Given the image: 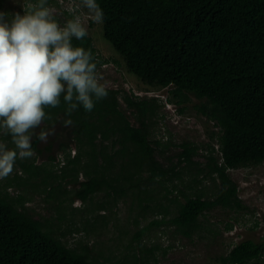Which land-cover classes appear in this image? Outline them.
<instances>
[{
	"label": "trees",
	"instance_id": "trees-1",
	"mask_svg": "<svg viewBox=\"0 0 264 264\" xmlns=\"http://www.w3.org/2000/svg\"><path fill=\"white\" fill-rule=\"evenodd\" d=\"M5 1L0 0V11L8 13ZM52 3L57 4L49 0ZM97 3L104 13L102 36L122 58L126 71L149 87L171 86L170 93L177 104L189 99L187 93L201 100L194 107L217 128L209 136L215 138V143L183 140L177 144L176 160L167 158L171 165L164 167L155 156L156 152L163 153L161 143L151 138L149 130L158 108L156 98H139L126 92L121 95L117 89L107 87V97L97 101L92 111L80 107L71 114V127L63 125L68 116L61 98L59 107L45 109L51 119H45L41 128L54 125L59 130L54 129L53 140L44 150L49 152L57 142L64 154V165L57 172L51 155L50 163L37 164L34 157L17 159L23 174L14 173L0 182V264H149L155 257L158 247H144L140 242L144 229L125 245L126 252L114 254L116 259L101 253L93 255L82 240L70 245L65 236L80 229L94 231L97 220L103 226L107 224L105 213L95 215L93 221L91 216L81 215L80 223L68 218L62 204L71 197L86 202L103 192V200L88 210L105 211L130 192L144 211L150 208L149 202L157 199L148 195V189L157 183L159 187L151 193L164 190L162 196L177 204L168 223L174 233L189 240L216 235L205 218L211 210L222 208L236 214L249 210L228 171L264 161V0ZM63 14L70 18L64 10ZM73 44L92 51L98 72L106 60L92 38L88 35L83 41L74 39ZM120 100L137 124L121 108ZM2 139L12 143L10 135L4 134ZM37 141L35 138L32 142L33 150ZM70 144L74 145L73 154ZM199 154L203 162L194 160ZM117 162H121L119 176L113 172ZM127 162L135 166L134 171L126 170ZM79 175L84 179L79 180ZM208 178L212 192L206 194L203 180ZM65 179L78 187L68 190ZM174 179L190 192L165 185V181ZM121 182L128 185L120 186ZM11 187L44 192L56 204L57 221L31 216L25 206L29 198L23 193L10 194ZM174 189H178L183 201L177 200L178 195L168 198ZM135 190L146 197L137 200ZM160 204H154L153 209L162 208ZM160 223L154 220L150 225ZM232 227L231 222H226L224 228ZM263 255L264 235L259 240L242 239L214 256L210 264H264Z\"/></svg>",
	"mask_w": 264,
	"mask_h": 264
},
{
	"label": "rangeland",
	"instance_id": "rangeland-1",
	"mask_svg": "<svg viewBox=\"0 0 264 264\" xmlns=\"http://www.w3.org/2000/svg\"><path fill=\"white\" fill-rule=\"evenodd\" d=\"M54 1L57 4L52 3L49 5L57 9L56 16L63 25L67 19L62 12L64 7L59 3V0ZM26 2L27 0H6L4 9L7 8L5 10L8 11L11 18L14 13H23ZM64 2L67 4L68 0H64ZM86 12L87 10H83L82 15L86 16ZM86 26L88 35L92 38L93 45L106 60L98 70V75L102 77L101 82L108 88L117 89L121 92V95L126 92L128 95L138 96L139 98H156L158 108L156 115L151 118L153 123L150 124L149 130L151 131V138L161 143L159 149H163V153L160 155L156 152L155 156L164 167L171 165V162L167 158H172L173 162L176 160L175 154L179 151L177 144L183 140L197 144L205 142L215 143V138H210L209 136L212 131H217V128L213 125L212 121L207 120L194 107L201 100L187 93L189 99L182 104H177L174 101L173 94L170 93L171 86L153 88L142 83L134 75L126 71L123 61L111 45L103 38L101 24H96L92 21L90 23V20H88L86 21ZM120 102L121 108L130 118L131 122L137 124L130 110L125 107L121 100ZM182 107L185 108L183 117L177 115V108ZM185 116L188 118L185 119ZM3 131V129H0V142L6 143L11 148L12 143L2 139V136H4ZM39 131V128H37L34 130V133H38ZM55 131L57 132L59 130L55 129ZM53 137V135H50L47 142L38 140L35 147L40 152L36 149L33 150L36 153L33 157L36 163L40 164L42 162L50 163L48 156H53L55 159L52 163L54 169L58 172L60 167L64 165V154L57 148V142H53V147L49 152L44 150L49 141L53 140ZM35 138L36 136L33 135L32 142ZM164 145L166 147H163ZM69 149H72L71 152L73 154L74 145L70 144ZM194 160L203 162L200 154L195 156ZM124 165L129 172L130 170H135V166L130 162ZM120 166L121 162H117L113 171L118 176ZM190 171L193 172V169H190ZM14 173L23 174L17 163H15L12 174L8 177ZM228 174L236 182L238 195L243 203L249 207V210L241 211L237 214L222 208L211 210V212L206 214L205 218L209 223L207 225L217 231L216 235L212 233V235L207 237L195 236L192 240H189L184 236L174 233V227L169 225L168 220L174 215L173 213L176 211L177 204L162 196L164 190H161L159 193V190L156 189V193H151L155 189L154 187H159V184L155 183L154 187L148 189V195H154V198L157 199L156 201L149 202L150 208L144 209V211L138 207L137 201L131 197L130 192H127L122 199H117L116 204L111 209H105V211H100L95 208L93 211L88 210L103 200V192H97L93 195L92 200L86 202H82L76 197L67 199L66 203L62 204V207L65 208V214L68 218L80 223L81 215L91 216L90 220L93 221L95 215L105 213L107 215V224L103 226L100 220H97L94 231L86 232L80 229L65 236L64 239L70 245H74L77 240H82L90 247L93 255H97L98 257V254L101 253L103 256L115 258L114 254L126 252L125 245L130 242V239L137 232L144 229L141 236V244L144 247H158L154 252L155 257L150 259L149 264H210L214 256L226 252L231 246L242 239L251 238L259 240L264 235V161L259 165H250L229 170ZM78 179L83 180V175H79ZM4 180L0 179V182ZM63 182L68 190H73L78 187V184H75L70 179H65ZM172 184L177 187L179 186L185 193L190 192L189 189L183 187L184 185L179 184L177 179H174L172 182L165 181V185H168L170 189L173 186ZM127 185L124 182L120 184L123 187ZM203 186L206 194L212 192V184L209 178L203 180ZM177 191L178 189H174L172 194H168V198L178 195L177 200L183 201V196ZM9 192L12 195L23 193L29 198L25 206L34 218L44 221L47 219L53 222L57 221L54 211V205L56 204L50 199H47L44 192L23 191L17 187H11ZM135 193L136 196L134 197L137 200L140 197H146V194L137 192V190H135ZM156 203H161L160 206L162 208L153 209ZM144 204L146 203L144 202ZM154 220L160 221V225H150ZM226 222L233 224L230 230L224 228ZM164 248H167L165 253L163 252ZM135 251L139 252V248Z\"/></svg>",
	"mask_w": 264,
	"mask_h": 264
},
{
	"label": "clouds",
	"instance_id": "clouds-1",
	"mask_svg": "<svg viewBox=\"0 0 264 264\" xmlns=\"http://www.w3.org/2000/svg\"><path fill=\"white\" fill-rule=\"evenodd\" d=\"M59 3L70 16L63 25L49 0H27L23 13L11 18L0 11V129L14 145L0 142V179L12 174L17 159L36 155L33 135L47 142L54 134V125L41 128L45 119H51L45 109L59 107L62 98L68 116L63 125L71 127L74 111L82 107L90 112L108 95L92 51L73 44L88 36L86 21L103 23V10L97 0ZM184 109L177 108V115L183 117ZM37 128L40 131L34 133Z\"/></svg>",
	"mask_w": 264,
	"mask_h": 264
}]
</instances>
